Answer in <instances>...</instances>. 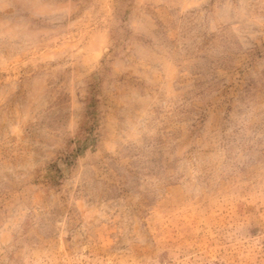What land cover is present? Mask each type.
Wrapping results in <instances>:
<instances>
[{
	"label": "rangeland",
	"instance_id": "rangeland-1",
	"mask_svg": "<svg viewBox=\"0 0 264 264\" xmlns=\"http://www.w3.org/2000/svg\"><path fill=\"white\" fill-rule=\"evenodd\" d=\"M0 264H264V0H0Z\"/></svg>",
	"mask_w": 264,
	"mask_h": 264
}]
</instances>
